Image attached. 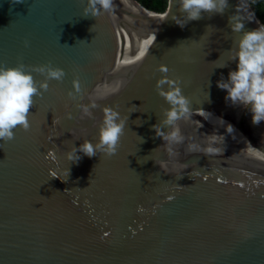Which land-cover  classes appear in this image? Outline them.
I'll return each mask as SVG.
<instances>
[{
	"label": "water",
	"instance_id": "water-1",
	"mask_svg": "<svg viewBox=\"0 0 264 264\" xmlns=\"http://www.w3.org/2000/svg\"><path fill=\"white\" fill-rule=\"evenodd\" d=\"M86 3L0 0V66L65 72L34 97L29 130L0 140V264H264V121L254 125L217 87L236 69L229 50L261 27L245 0L183 28L172 19L183 18L177 0L161 13L114 0L115 11L97 17L82 15ZM233 14L242 32L232 31ZM165 75L179 77L192 110L178 122L176 155L152 128L169 107L156 91ZM92 103L91 116L77 107ZM105 107L128 116L116 154L68 161L73 146L97 142ZM210 146L223 155L202 153Z\"/></svg>",
	"mask_w": 264,
	"mask_h": 264
},
{
	"label": "clouds",
	"instance_id": "clouds-1",
	"mask_svg": "<svg viewBox=\"0 0 264 264\" xmlns=\"http://www.w3.org/2000/svg\"><path fill=\"white\" fill-rule=\"evenodd\" d=\"M16 2L19 3L22 0H16ZM177 3L179 11L183 13V18L173 16L172 19L181 28L189 21L201 19L203 13L223 14L228 7V0H177ZM115 7L114 0H87L82 15L97 17L102 12H114ZM229 21L233 32L243 31V21L235 14L229 17ZM154 40L145 42L142 56L148 53ZM24 44L27 47L28 41L26 40ZM229 53H234L230 60H235L236 69L229 71L227 80L221 78L217 81V87L226 91V99L233 105H241L248 109L251 113L252 123L257 125L264 121V27L243 31V34L236 41V48L229 50ZM157 71L163 74L167 73L169 69L166 66H159ZM33 72L40 74L44 79L37 82L32 75ZM64 76L63 69L53 67L51 64L27 66L18 63L14 67L0 66V140L5 142L12 140L14 138L13 130L17 126L28 131L30 128L28 115L34 105V97H40L43 92L48 91L49 80L61 81ZM164 85H167L166 90L162 87ZM156 91L169 107L163 110V118L152 128L155 136L161 138L164 142L163 145L167 146V151L176 155L174 146L183 144L185 140L178 122L190 116L192 111L190 101L182 94L179 77L169 79L165 75L164 78L157 81ZM80 93L81 84L78 79H73L72 91H69L67 96L74 100ZM97 106L96 103H92L90 106L77 105L86 116H91L90 108ZM134 107L136 106L133 105ZM131 112L134 111L130 110L129 113ZM66 117L71 119V114L67 113ZM127 120L128 116H121L120 112L114 108H103V119L98 129L97 142L93 144L85 139L78 148L73 146L66 152L65 158L68 161L79 160L78 152L88 157H93L97 153H103L106 157L115 155L120 146L121 137L124 135ZM163 128L168 130L162 131ZM226 131L232 133L231 125L226 126ZM207 136L213 138V143H216L214 138L218 136V143L223 144L224 137L222 135ZM188 147L189 151H195L197 148L196 145L192 144ZM202 153L223 155V148L210 146L204 149ZM68 191L70 190L65 189L64 192L67 193Z\"/></svg>",
	"mask_w": 264,
	"mask_h": 264
},
{
	"label": "trees",
	"instance_id": "trees-1",
	"mask_svg": "<svg viewBox=\"0 0 264 264\" xmlns=\"http://www.w3.org/2000/svg\"><path fill=\"white\" fill-rule=\"evenodd\" d=\"M147 11L162 12L167 0H135ZM261 27H264V0H245Z\"/></svg>",
	"mask_w": 264,
	"mask_h": 264
},
{
	"label": "bare ground",
	"instance_id": "bare-ground-1",
	"mask_svg": "<svg viewBox=\"0 0 264 264\" xmlns=\"http://www.w3.org/2000/svg\"><path fill=\"white\" fill-rule=\"evenodd\" d=\"M136 5V4H135ZM137 6V5H136ZM139 7V6H138Z\"/></svg>",
	"mask_w": 264,
	"mask_h": 264
}]
</instances>
